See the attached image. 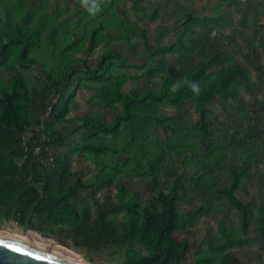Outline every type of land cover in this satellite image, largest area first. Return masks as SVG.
Here are the masks:
<instances>
[{
	"label": "trees",
	"instance_id": "trees-1",
	"mask_svg": "<svg viewBox=\"0 0 264 264\" xmlns=\"http://www.w3.org/2000/svg\"><path fill=\"white\" fill-rule=\"evenodd\" d=\"M65 1L64 6L62 0L54 3L52 0H31L30 18L21 22L15 20L11 0H0V67L8 70L7 76L0 71V219L12 218L23 226L32 209L28 229L58 236L66 234L92 250L105 246L112 256L124 252L122 264H182L189 240L180 238L178 231L186 221L198 215L201 206L180 213L178 200L183 180L179 170L169 188L159 192L160 209L154 210L147 203L140 218L132 211L125 225L110 219L108 208L99 209L92 217L89 204L78 207L71 199L81 189L94 186V182L111 184L119 170L107 158L108 153L114 150V142L101 137L97 139L95 135L116 138L127 130L131 135L129 138L127 134L125 138L130 142L136 133L145 136L144 130L151 122L163 131L176 132L182 125L176 123L173 118L175 111L172 113L169 109L194 106L198 117L193 127L201 133L202 139H206L212 134L207 119L209 104L227 94L233 81L243 80L252 90L249 73L240 62L222 66L219 59L221 50L217 47L208 55L196 58L193 65L168 69L158 88L133 86L124 90L118 83L117 69L146 66L155 59L165 61L175 49L189 54L191 42L198 33L195 24L205 27L208 20H222L223 16L202 18L195 12L187 14L176 22L179 31L174 41L161 43L152 50L145 48L143 56L146 60L141 64L131 61L114 46H108L97 55L95 65H90L87 56L104 41L141 34L146 45L145 29L138 25L129 29V25L122 26L115 21V7L119 0H103L101 10L94 16L88 13L80 0ZM89 18L94 22L87 45L82 49L76 40L83 23ZM43 38L47 52L56 53L53 54V65L44 63L46 59L36 53ZM63 53L72 54L68 60H63ZM76 62L80 65L81 75L73 80L68 69ZM25 68L38 72L29 78L23 72ZM72 81L75 86L69 90ZM193 81L200 85L198 96L190 90V82ZM181 82L180 90L172 93L171 86ZM80 89L99 91L95 101L102 106L96 113L69 116ZM116 106L118 109L114 115L107 116L106 108ZM63 124L75 125L66 130ZM76 124L91 129L93 135L84 137L69 151L89 156L94 161L96 175L93 182L81 177L70 181L72 153L65 148L68 135L77 128ZM36 146H41L39 155L35 152ZM255 153L250 151L240 167L230 164V183L218 188L239 213L242 238L249 233L251 208L237 196L236 190L249 173ZM45 157H52V164L43 163L41 158ZM140 163L137 159L136 164ZM221 229L226 241H236L223 223ZM134 242L141 248L129 245ZM233 261L243 264L233 252L225 251L219 264H233ZM195 264L210 262L198 257Z\"/></svg>",
	"mask_w": 264,
	"mask_h": 264
},
{
	"label": "rangeland",
	"instance_id": "rangeland-1",
	"mask_svg": "<svg viewBox=\"0 0 264 264\" xmlns=\"http://www.w3.org/2000/svg\"><path fill=\"white\" fill-rule=\"evenodd\" d=\"M30 1L11 0L16 21L29 20ZM62 3L66 5L65 0ZM70 5H73L72 1ZM115 11V21L122 26L129 25V29L135 25L144 27L148 42L144 45L141 34L130 35L127 39L104 41L87 56L90 65H95L97 55L108 46H114L129 56L131 61L141 64L146 60L143 56L145 48L152 50L161 43L174 41L179 31L176 22L187 14L195 12L202 18L223 16L222 20H208L205 27L195 24L198 33L191 42L189 54L175 49L165 61L155 59L146 66L117 69L116 73L120 77L118 83L122 89L128 90L133 86L141 89L158 88L168 69L177 70L180 65H193L196 58L206 56L218 47L221 50L219 59L222 66L240 62L247 69L252 90L243 80L233 81L227 94H222L209 104L207 119L212 134L206 139H202L201 133L193 127L198 117L194 106L169 109L172 113L175 111L173 118L177 124L182 125L176 132L163 131L151 122L144 130L145 136L136 133L130 142L125 138L127 134L129 138L131 135L127 130H123L116 138L95 135L97 139L106 138L114 142V150L108 153L107 158L119 170L111 184L94 182V186L81 189L71 201L78 207L89 204L92 217L99 209L108 208V217L125 225L132 211L140 218L147 203L154 210L160 209L157 200L159 192L169 188L179 170L183 180L178 200L180 213L201 206L198 215L186 221L178 231L180 238L186 237L189 240L182 264H195L198 257L208 259L210 264H219L225 251L233 252L243 264H264V0H119ZM93 22L90 18L86 19L80 29L81 34L76 41L82 49L87 45ZM45 42L44 38L40 41L36 53L46 59L44 63L53 65L56 53H48ZM71 54L63 53L61 58L68 60ZM68 70L73 80L81 75L77 62ZM0 71L4 76L8 75L5 67H0ZM23 72L25 76L33 78L38 71L25 68ZM74 86L72 81L69 90ZM85 91L79 90L69 116L96 113L102 106L95 101L99 91L87 90L84 94ZM116 107H107V116L114 115L118 109ZM72 125L75 124H63V127L69 130ZM76 125L77 128L68 135L67 152L92 133L91 129ZM250 151L256 152L254 162L236 190L237 196L251 208L249 233L242 238L239 213L218 188L230 183L229 165L242 166ZM70 153V181L81 177L93 182L96 175L94 161L76 151ZM137 159L141 165L136 164ZM8 221L20 228L24 227L12 218L0 219V223ZM222 223L236 241H226L221 229ZM60 237L71 250H76L92 264L123 262L124 252L112 256L105 246L92 250L74 237L66 234ZM129 245L135 249L141 248L136 242ZM233 264L236 263L233 261Z\"/></svg>",
	"mask_w": 264,
	"mask_h": 264
},
{
	"label": "water",
	"instance_id": "water-1",
	"mask_svg": "<svg viewBox=\"0 0 264 264\" xmlns=\"http://www.w3.org/2000/svg\"><path fill=\"white\" fill-rule=\"evenodd\" d=\"M32 215L30 210L25 229ZM39 234L54 238L66 244L65 240L56 234L37 231ZM68 246V245H67ZM0 264H86L61 249H53L35 245L29 241L0 232Z\"/></svg>",
	"mask_w": 264,
	"mask_h": 264
},
{
	"label": "bare ground",
	"instance_id": "bare-ground-1",
	"mask_svg": "<svg viewBox=\"0 0 264 264\" xmlns=\"http://www.w3.org/2000/svg\"><path fill=\"white\" fill-rule=\"evenodd\" d=\"M0 232L9 234L11 236L20 238L25 241H29L35 245H40L42 247H48L53 249H61L65 251L68 255H71L72 257H75L76 259L86 263V264H92L91 262L87 261L82 254L77 252L76 250H71L65 243L62 241H58L54 238L44 236L39 234L35 230L20 228L16 224L8 221L6 223H0Z\"/></svg>",
	"mask_w": 264,
	"mask_h": 264
},
{
	"label": "clouds",
	"instance_id": "clouds-1",
	"mask_svg": "<svg viewBox=\"0 0 264 264\" xmlns=\"http://www.w3.org/2000/svg\"><path fill=\"white\" fill-rule=\"evenodd\" d=\"M103 0H80L81 5L88 11V13L90 15H96L100 10H101V4H102ZM182 86V82L181 83H174L171 88L170 91L172 93H176L180 90ZM190 90L192 91V93L194 95H199L201 92V88L198 82H190Z\"/></svg>",
	"mask_w": 264,
	"mask_h": 264
},
{
	"label": "built area",
	"instance_id": "built-area-1",
	"mask_svg": "<svg viewBox=\"0 0 264 264\" xmlns=\"http://www.w3.org/2000/svg\"><path fill=\"white\" fill-rule=\"evenodd\" d=\"M40 150H41V146H36V147H35V152H36L38 155L40 154ZM41 161H42L43 163H45V164L50 165V164H52L53 159H52V157H45V158H41Z\"/></svg>",
	"mask_w": 264,
	"mask_h": 264
}]
</instances>
